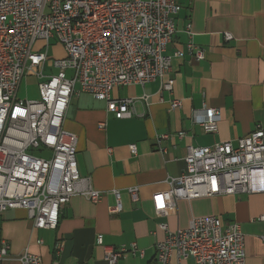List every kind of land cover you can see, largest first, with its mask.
Instances as JSON below:
<instances>
[{"label":"built area","instance_id":"2783aa9c","mask_svg":"<svg viewBox=\"0 0 264 264\" xmlns=\"http://www.w3.org/2000/svg\"><path fill=\"white\" fill-rule=\"evenodd\" d=\"M178 8L176 0H0V213L24 209L35 228L55 229L60 209L73 196L92 202L101 198L90 178L78 172L76 135L63 128L70 98L89 93L106 100L107 111L121 119L133 116L135 101H145L146 96L112 98L113 88L159 80L161 90L171 93L173 80L167 77L171 60L165 51L176 31ZM53 39L65 55L48 64L55 70L51 72L47 62ZM37 41L44 45L34 50ZM187 51L197 60L204 57L191 41ZM28 75L37 78L38 99L18 97ZM180 105L178 99L170 101L173 109ZM191 118L204 132L214 133L221 115L203 103ZM165 138L167 134L158 136ZM129 148L136 154L134 144ZM166 182L167 189L153 194L158 212L178 200L263 192V126L256 125L235 143L189 146L185 170ZM127 192L133 202L139 199L138 186ZM113 193L116 200L110 213L116 214L122 205L118 191ZM160 228L165 236L155 244L156 264H169L172 256L191 258L196 264H245V237L237 222L224 225L218 216L207 215L192 218L183 228L170 230L164 223ZM97 240L102 243L101 237ZM9 248L1 240L0 264ZM126 252L142 254L135 242L105 246L104 260L116 264ZM17 260L43 264L27 249Z\"/></svg>","mask_w":264,"mask_h":264},{"label":"crops","instance_id":"0c3cea01","mask_svg":"<svg viewBox=\"0 0 264 264\" xmlns=\"http://www.w3.org/2000/svg\"><path fill=\"white\" fill-rule=\"evenodd\" d=\"M176 1V31L165 51L171 60L167 77L173 80L172 92L161 90L159 80L113 88L112 98L146 96L135 101L133 116L121 119L107 111L106 100L86 92L71 96L63 128L77 137L80 176L89 177L102 196L97 202L73 196L60 209L55 229L35 228L24 209L0 213V242L10 244L2 264H18L25 249L43 264H108L105 246L132 242L142 254L126 252L116 264H156L155 244L165 236L160 224L174 230L207 215L218 216L224 225L239 223L245 264H264V191L178 200L163 212L155 209L153 194L167 189L166 180L185 170L189 146L235 143L256 125L264 128V0ZM189 41L203 50L202 59L187 51ZM47 71L55 70L48 65ZM173 99L180 100V107L171 108ZM203 103L220 112L214 133L204 132L191 118ZM161 134L167 138L158 140ZM131 186L139 188L136 202L127 192ZM113 190L122 205L116 214L110 213ZM169 264L196 263L172 256Z\"/></svg>","mask_w":264,"mask_h":264},{"label":"rangeland","instance_id":"374dc122","mask_svg":"<svg viewBox=\"0 0 264 264\" xmlns=\"http://www.w3.org/2000/svg\"><path fill=\"white\" fill-rule=\"evenodd\" d=\"M50 43H53V44L49 46V52H48L49 59H48L47 65L53 59L61 58L65 55V52L62 46L59 43H57L55 39L50 40ZM43 45H44L43 41H37L34 45V50L41 48ZM57 46H60L62 48L61 52L56 50ZM18 97L27 98V99H38L37 78L35 76L28 75L22 79V82L18 90Z\"/></svg>","mask_w":264,"mask_h":264}]
</instances>
